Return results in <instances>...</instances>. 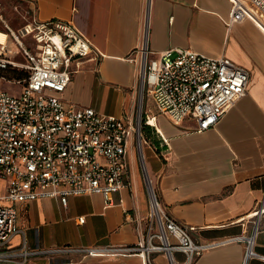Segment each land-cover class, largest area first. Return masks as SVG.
Here are the masks:
<instances>
[{
	"label": "crops",
	"instance_id": "0c3cea01",
	"mask_svg": "<svg viewBox=\"0 0 264 264\" xmlns=\"http://www.w3.org/2000/svg\"><path fill=\"white\" fill-rule=\"evenodd\" d=\"M13 1L37 20L69 22L88 40L96 54L80 59L61 100L123 118L131 126L138 116L145 171L161 208L181 225L193 226L194 241H225L190 263L174 251L173 264H264L257 257L244 260V242L227 241L249 231L247 214L264 191L263 29L250 19L230 21V0ZM168 48L224 56L248 71L245 93L212 127L196 131L191 119L173 123L141 91L142 51L153 57ZM143 175L130 145L125 185L111 194L109 204L98 193L68 196L64 206L56 197L16 202L22 235H13L10 244L23 239L30 249H77L31 255L25 264H169L164 252L106 250L144 243L148 192ZM253 251L264 257V215Z\"/></svg>",
	"mask_w": 264,
	"mask_h": 264
},
{
	"label": "built area",
	"instance_id": "2783aa9c",
	"mask_svg": "<svg viewBox=\"0 0 264 264\" xmlns=\"http://www.w3.org/2000/svg\"><path fill=\"white\" fill-rule=\"evenodd\" d=\"M230 21L250 19L264 31V0H230ZM0 31V264H25L40 253L75 248L30 249L24 240L10 244L21 229L16 225V202L56 197L65 205L68 196L98 193L104 204L125 185L128 147L140 151V122L135 127L92 107L65 104L60 97L80 59L96 51L69 22L37 20L18 8L23 23L12 28L1 13ZM22 37L24 40H22ZM22 61L11 57L13 49ZM10 56V57H9ZM26 70L15 77L8 69ZM248 71L230 59L211 57L185 48H168L150 57L141 53L139 83L156 109L173 123L191 119L196 131L212 127L245 93ZM147 186V184H146ZM148 212L144 243L111 246L113 252H164L169 264L180 251L190 263L204 250L221 241L200 243L192 239L193 226L171 219L154 192L147 188ZM264 215V191L247 214L250 229L229 240L245 244L244 260L264 257L253 251L260 218ZM82 222L83 217H78ZM86 251L91 252L90 249Z\"/></svg>",
	"mask_w": 264,
	"mask_h": 264
},
{
	"label": "rangeland",
	"instance_id": "374dc122",
	"mask_svg": "<svg viewBox=\"0 0 264 264\" xmlns=\"http://www.w3.org/2000/svg\"><path fill=\"white\" fill-rule=\"evenodd\" d=\"M1 1H2V4H3V17L5 18L6 22L11 27H15L18 24H20L21 22H23V19L21 18V16L12 9V6L14 4V1L13 0H1ZM20 12H23V11L21 10ZM22 40H24L23 37H22ZM11 48L13 49V51L11 53V57H15L16 56V58H15L16 60L22 61L21 56H19V54L17 53V47L15 46L14 43L11 44ZM14 71H15V73H18V72H21L22 71V74L26 72V70H23V69H20V68H17V69H14V70L8 69L6 71L7 76L15 77L16 74H12ZM138 120H139V117L136 116V120H135V123H134V127H135L136 122ZM141 130H142V128H140V133H141ZM129 147H128V149H129ZM143 150H144V144H143V136H142V133H141V136H140V151L137 152V150L134 149V155H135V158H136V163L140 167V170L141 171H142L141 163L143 164L144 169H145V158H144L143 152H142ZM145 173H146V171H145ZM142 174H143V171H142ZM145 175L146 176L143 175L144 176L143 178H144L145 182H146V180H149L150 181V186H151V188H152V190L154 192V195L156 197L157 202L159 203V200H158L156 191L154 189L153 183L151 182V179L149 178V176H147V173ZM145 177H146V179H145ZM2 193H3V189L0 188V194H2Z\"/></svg>",
	"mask_w": 264,
	"mask_h": 264
},
{
	"label": "water",
	"instance_id": "95a60500",
	"mask_svg": "<svg viewBox=\"0 0 264 264\" xmlns=\"http://www.w3.org/2000/svg\"><path fill=\"white\" fill-rule=\"evenodd\" d=\"M141 168H142V171H143V173H144V176H146L145 174V169H144V166H143V164L141 163ZM145 179H146V177H145ZM146 183H147V188H149V190H151L152 192H153V190H152V188H151V186H150V181L149 180H146Z\"/></svg>",
	"mask_w": 264,
	"mask_h": 264
},
{
	"label": "bare ground",
	"instance_id": "6f19581e",
	"mask_svg": "<svg viewBox=\"0 0 264 264\" xmlns=\"http://www.w3.org/2000/svg\"><path fill=\"white\" fill-rule=\"evenodd\" d=\"M5 37L4 32L0 31V41H2ZM150 122H153V120H150Z\"/></svg>",
	"mask_w": 264,
	"mask_h": 264
},
{
	"label": "trees",
	"instance_id": "16d2710c",
	"mask_svg": "<svg viewBox=\"0 0 264 264\" xmlns=\"http://www.w3.org/2000/svg\"><path fill=\"white\" fill-rule=\"evenodd\" d=\"M4 73H6V71H4ZM12 74H16L17 75V73H15V71Z\"/></svg>",
	"mask_w": 264,
	"mask_h": 264
}]
</instances>
